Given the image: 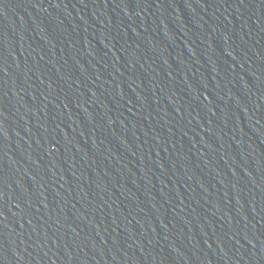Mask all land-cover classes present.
I'll return each instance as SVG.
<instances>
[{"label": "water", "instance_id": "95a60500", "mask_svg": "<svg viewBox=\"0 0 264 264\" xmlns=\"http://www.w3.org/2000/svg\"><path fill=\"white\" fill-rule=\"evenodd\" d=\"M0 264H264V0H17Z\"/></svg>", "mask_w": 264, "mask_h": 264}]
</instances>
